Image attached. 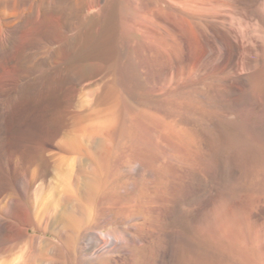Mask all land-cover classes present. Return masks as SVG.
<instances>
[{"label": "rangeland", "instance_id": "obj_1", "mask_svg": "<svg viewBox=\"0 0 264 264\" xmlns=\"http://www.w3.org/2000/svg\"><path fill=\"white\" fill-rule=\"evenodd\" d=\"M263 2L210 0L242 38L241 64L224 65L213 44L204 56L189 37L190 53L172 59L169 98L123 48L112 81L123 115L95 138L73 136L67 114L93 110L112 75L82 55L84 79L70 76L54 94L74 87L72 103H52L21 128L46 129L40 157L24 146L7 156L0 264H264Z\"/></svg>", "mask_w": 264, "mask_h": 264}, {"label": "bare ground", "instance_id": "obj_2", "mask_svg": "<svg viewBox=\"0 0 264 264\" xmlns=\"http://www.w3.org/2000/svg\"><path fill=\"white\" fill-rule=\"evenodd\" d=\"M201 4L199 0H0V198L6 185L7 156L22 153L14 147H28L31 160L40 157L46 129L23 131L22 126L38 110L46 112L53 104L65 108L74 87H67L60 96L54 94L68 77L84 79L82 55L93 59L91 65L96 68L107 64L112 76L94 93L93 110L67 114L69 132L81 138L115 129L122 118L123 96L112 81H116L115 67L123 48L160 76L152 90L168 98L173 84H178L173 71L178 65L172 59L190 53L189 37H198L204 56L213 44L221 50L224 65L235 60L239 66L242 38L236 35L229 15L219 10L212 13L210 0ZM38 63L49 66L50 73L36 75ZM75 137L69 140L72 144L78 143ZM17 179L19 186L27 185L24 175ZM4 251L0 249V258Z\"/></svg>", "mask_w": 264, "mask_h": 264}]
</instances>
